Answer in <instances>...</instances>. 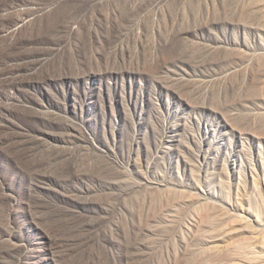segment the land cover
I'll return each mask as SVG.
<instances>
[{"label":"rangeland","instance_id":"374dc122","mask_svg":"<svg viewBox=\"0 0 264 264\" xmlns=\"http://www.w3.org/2000/svg\"><path fill=\"white\" fill-rule=\"evenodd\" d=\"M0 264H264V0H0Z\"/></svg>","mask_w":264,"mask_h":264}]
</instances>
